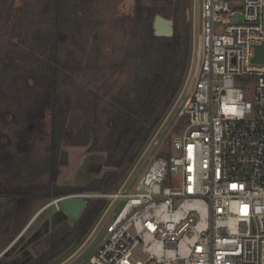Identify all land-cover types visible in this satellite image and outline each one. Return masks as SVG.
I'll return each mask as SVG.
<instances>
[{
    "label": "trees",
    "instance_id": "16d2710c",
    "mask_svg": "<svg viewBox=\"0 0 264 264\" xmlns=\"http://www.w3.org/2000/svg\"><path fill=\"white\" fill-rule=\"evenodd\" d=\"M92 1L37 0L47 28L34 30L29 50L14 51L17 57L8 53L11 64L0 57V122L9 124L6 116L13 110V98L20 97L24 105L21 116L13 110V116H19L10 120L19 124L13 135L0 131V169L7 174L0 176V196L46 197L48 202L71 194L116 191L182 88L191 51V24L177 23L183 0H134L132 14L115 19L122 41L109 43L100 36L99 21L88 12ZM172 3L174 8L164 7ZM157 13L174 15L172 36L153 34ZM120 73V82L112 79ZM184 124V116L178 117L175 134ZM3 137L14 139L3 144ZM25 140L26 151L13 155L11 149L16 145L22 149L20 141ZM65 146L100 152L102 172L80 185L58 183L56 170L67 163ZM39 147L41 159L33 165L32 151ZM162 155L167 153L156 156ZM43 174L47 179L40 180ZM101 200L87 197L71 223L57 211L62 220L29 247L21 249L24 239L19 235L0 255V264H59L87 238L106 207Z\"/></svg>",
    "mask_w": 264,
    "mask_h": 264
},
{
    "label": "built area",
    "instance_id": "2783aa9c",
    "mask_svg": "<svg viewBox=\"0 0 264 264\" xmlns=\"http://www.w3.org/2000/svg\"><path fill=\"white\" fill-rule=\"evenodd\" d=\"M260 44L264 53V0H200L198 55L178 110L185 124L167 155L148 157L116 191L52 200L56 210L69 197L117 202L81 264H264Z\"/></svg>",
    "mask_w": 264,
    "mask_h": 264
},
{
    "label": "rangeland",
    "instance_id": "374dc122",
    "mask_svg": "<svg viewBox=\"0 0 264 264\" xmlns=\"http://www.w3.org/2000/svg\"><path fill=\"white\" fill-rule=\"evenodd\" d=\"M133 4L134 0H93L89 3L90 6L88 12L91 14L92 19H97L99 21L100 36L103 40L108 39L107 43H109L110 40H113V42L122 41L121 35L117 31L119 24L115 22V19L130 16L132 14ZM164 7L169 9L170 7L174 8V4L172 3L170 6ZM179 13L181 18L177 21L178 25L184 26L185 21H188L191 24V51L188 69L183 82L184 85L192 67L193 57L196 59L198 55L200 0H183L182 10ZM40 14L42 13H40V5H38L37 0H0V57L4 58L2 61L4 64H11V60L7 56L8 53L15 56L16 53L14 51H27L31 46L33 47L34 41L32 33L34 30L40 27L41 29L47 28L48 23L43 20L44 17ZM169 17H172L175 23L174 15L172 14ZM15 60L16 58L13 59V62ZM124 70L125 69L123 68V71ZM121 74L122 73L117 74L118 78L113 76L112 79L120 82L123 79V74L122 77H120ZM183 85L173 105L161 121L149 143L140 153L139 158L133 167V171L131 172L133 173V176L138 171L143 172L145 170L148 157L156 156L158 152H166L170 149V141L176 133L173 127L177 121L178 110L181 107V101L183 100V98L180 97ZM19 98L20 97L18 96L13 98V100H11V105H13L12 109L17 110V113L21 116L20 111L24 109V105H20ZM24 100L26 102L28 101V98L26 99L24 97ZM13 110L6 116V121L9 124L4 125L3 122H0V131L8 132L10 135H13L12 133L15 131L14 129L19 126V124L10 123V120L19 118V116H13V114H15ZM36 127L40 128L38 124H36ZM47 129L48 128H45L44 132L47 131ZM12 139L14 138L3 137L1 141L3 144H6L7 141L11 142ZM20 143L23 148L20 149L18 145H16L17 149L13 147L11 149L13 155L21 156L22 152L26 151V140L22 142L20 141ZM64 148L67 152V163L60 165L56 170V179L58 183L80 185L85 183L90 177H94L102 172L103 167L101 166L100 152H87L83 146H65ZM32 153V156L34 157L32 159L34 160L30 161V163L35 165L36 161L41 159L40 155L42 150L39 147L38 149H34ZM13 161L14 159L10 160L12 163L11 168L15 167ZM36 169L38 168L36 167ZM11 175L12 173L10 172V176ZM0 176H7L3 169H0ZM0 179H3V177H0ZM44 179H47L46 174H43L40 177V180ZM12 197L14 199L7 200L4 196H0V250L8 244L11 238H13L16 232L15 230H17L18 227L22 228L27 224L22 232L23 241L26 242L35 234L41 235L42 233L49 231L52 226L56 225L63 218L62 214L57 213L55 208L56 204L52 202L54 199H50V201L47 202L49 199L46 197L28 199L25 197ZM105 201L106 207L87 238L78 247L67 254L59 264H81L99 244L104 232L102 227L105 221L118 209V206H116L117 202L110 203L109 200ZM12 205H17V207L20 208L19 215L16 218L14 217V213L16 212L12 214ZM65 218L70 223L74 220L70 216H66ZM9 221L10 226L7 224ZM135 255L138 258H141L138 252H135Z\"/></svg>",
    "mask_w": 264,
    "mask_h": 264
},
{
    "label": "water",
    "instance_id": "95a60500",
    "mask_svg": "<svg viewBox=\"0 0 264 264\" xmlns=\"http://www.w3.org/2000/svg\"><path fill=\"white\" fill-rule=\"evenodd\" d=\"M144 1H169V0H144ZM173 18L172 17H165L160 13H157L154 15L153 22H152V29L153 34L155 36H161V37H170L173 34ZM264 59V53H263V44L256 45V52L255 56L253 57V60L256 62H262ZM102 205L105 204V199L102 198ZM87 198L86 197H69L62 199L59 203L60 209L57 211H60L65 217L70 216L73 219H76L82 208L86 205ZM40 234L33 235L30 239H28L26 242L23 243L21 246V249L25 247H29L38 237ZM74 247V244L70 245L68 248H66L62 253H60L57 257H55L52 261L56 262L63 256H65L72 248Z\"/></svg>",
    "mask_w": 264,
    "mask_h": 264
},
{
    "label": "crops",
    "instance_id": "0c3cea01",
    "mask_svg": "<svg viewBox=\"0 0 264 264\" xmlns=\"http://www.w3.org/2000/svg\"><path fill=\"white\" fill-rule=\"evenodd\" d=\"M5 197V196H4ZM5 199H7V200H10V199H14L13 197H5ZM3 202H6V201H3ZM2 202V203H3ZM8 202H10V201H8ZM11 206V205H10ZM12 214L14 213V212H16V213H14V217L16 218L18 215H19V210H20V208H18L17 207V205H12ZM9 223H10V221L7 223L8 225H9ZM28 223V222H27ZM26 225L27 224H25L22 228H19L18 227V229L17 230H15L16 232H15V234H14V236H13V238H11V240L8 242V244H6L1 250H0V255L11 245V243H13L14 241H15V239L19 236V235H21V233L23 232V230L25 229V227H26ZM10 226V225H9ZM23 234V233H22Z\"/></svg>",
    "mask_w": 264,
    "mask_h": 264
}]
</instances>
